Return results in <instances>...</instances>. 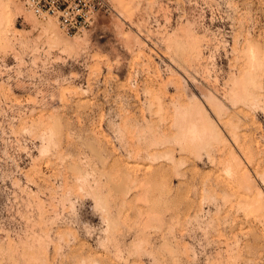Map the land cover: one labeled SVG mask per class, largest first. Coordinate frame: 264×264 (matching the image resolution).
<instances>
[{
    "label": "rangeland",
    "instance_id": "374dc122",
    "mask_svg": "<svg viewBox=\"0 0 264 264\" xmlns=\"http://www.w3.org/2000/svg\"><path fill=\"white\" fill-rule=\"evenodd\" d=\"M11 2L0 264H264V0H109L76 35Z\"/></svg>",
    "mask_w": 264,
    "mask_h": 264
},
{
    "label": "built area",
    "instance_id": "2783aa9c",
    "mask_svg": "<svg viewBox=\"0 0 264 264\" xmlns=\"http://www.w3.org/2000/svg\"><path fill=\"white\" fill-rule=\"evenodd\" d=\"M24 9L39 19L53 18L67 35L84 32L102 14H109V0H18Z\"/></svg>",
    "mask_w": 264,
    "mask_h": 264
},
{
    "label": "bare ground",
    "instance_id": "6f19581e",
    "mask_svg": "<svg viewBox=\"0 0 264 264\" xmlns=\"http://www.w3.org/2000/svg\"><path fill=\"white\" fill-rule=\"evenodd\" d=\"M7 1V0H6ZM12 0H8L7 2H4L3 0H0V29H5L6 28V26H7V23H9V21H11V19H12V17H13V15L15 16V9H13V7H14V5L12 4L13 2H11ZM12 5H13V7H12ZM18 7V6H17ZM14 8H16V7H14ZM16 9H18V8H16ZM18 11V10H17ZM20 12V11H19ZM18 12V13H19ZM17 15V14H16ZM19 15V14H18ZM27 18V17H26ZM31 20V19H30ZM30 20H29V22H30ZM33 23V22H32ZM34 24V23H33ZM44 24V23H43ZM35 25V24H34ZM39 25V24H38ZM42 25V24H41ZM32 27V26H31ZM41 29H42V31H43V33L45 32L47 35H49L48 36V38L49 39H52V40H54L55 42H53L54 44H56V42L57 43H60L59 45H62V47L64 46V43H61V42H63V40H65V39H61L59 36H61V35H58L57 34V31H56V29H55V26H54V24L52 23V22H47L45 25H43V26H41ZM41 29H39V31H41ZM2 30V31H3ZM45 33H44V35H45ZM46 36V35H45ZM47 38V39H48ZM63 38V37H62ZM66 41H67V38H66ZM65 41V46L68 48L69 46H67V45H69V40H68V44H67V42ZM78 41V40H77ZM75 43H76V41H74ZM79 42V41H78ZM77 42V43H78ZM71 43H73V42H71ZM57 45V44H56ZM59 45H57V46H59ZM77 47L78 46V44H75L73 47ZM65 48V47H64ZM70 49H73V48H71V46H70ZM76 49V48H75ZM66 50H68V49H66ZM251 51H252V49H251ZM250 52V51H249ZM253 52V51H252ZM254 54H255V51H254ZM250 55V54H249ZM250 57V59L252 58V60H254L253 59V57H255L253 54L252 55H250L249 56ZM257 59V58H256ZM251 61V60H250ZM255 61V60H254ZM253 62V61H252ZM256 63V62H255ZM254 65V64H253Z\"/></svg>",
    "mask_w": 264,
    "mask_h": 264
}]
</instances>
